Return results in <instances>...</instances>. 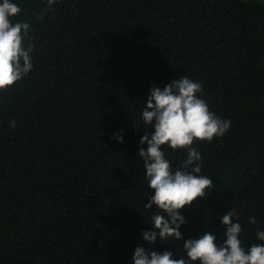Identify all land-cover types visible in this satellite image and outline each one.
<instances>
[{
    "label": "trees",
    "instance_id": "16d2710c",
    "mask_svg": "<svg viewBox=\"0 0 264 264\" xmlns=\"http://www.w3.org/2000/svg\"><path fill=\"white\" fill-rule=\"evenodd\" d=\"M13 2L35 50L32 71L0 92V264H134L137 246L186 256L183 240L143 239L156 206L144 207L153 193L138 151L154 128L136 123L153 84L185 75L232 123L193 144L214 187L181 210L180 231L220 242L234 209L242 245L264 243L263 2ZM162 150L174 170L187 155Z\"/></svg>",
    "mask_w": 264,
    "mask_h": 264
},
{
    "label": "clouds",
    "instance_id": "9594fccd",
    "mask_svg": "<svg viewBox=\"0 0 264 264\" xmlns=\"http://www.w3.org/2000/svg\"><path fill=\"white\" fill-rule=\"evenodd\" d=\"M55 2L47 0L49 7ZM21 12V7L13 0L0 2V92H7L33 69L31 53L35 44L29 38L32 29L27 22L13 20ZM202 96V83L186 75L163 87L153 84L142 115L136 121L154 128L150 138L145 133L140 139V144H147V149L141 147L138 151L148 187L153 193L147 196L144 207L152 209L156 206L150 221L154 230L143 231V239L150 245L156 243L157 237L161 242L183 240L186 256L175 259L171 251L161 253L137 246L132 257L134 264H264V243L247 248L242 245L239 237L244 229L237 222L239 215L234 209L221 217L225 231L220 242L210 230L198 239H184L180 231L186 223L181 210L204 198L214 187L213 179L202 174V157L193 144L196 141L211 142L223 136L232 123L210 111ZM11 126L15 127V121ZM114 136L117 142L123 143L120 133ZM163 146L186 151L180 168L173 169ZM249 223L257 224L256 218H250ZM257 240L264 241V231L259 228Z\"/></svg>",
    "mask_w": 264,
    "mask_h": 264
},
{
    "label": "rangeland",
    "instance_id": "374dc122",
    "mask_svg": "<svg viewBox=\"0 0 264 264\" xmlns=\"http://www.w3.org/2000/svg\"><path fill=\"white\" fill-rule=\"evenodd\" d=\"M257 1H259V2H261V3H262V2L264 3V0H257Z\"/></svg>",
    "mask_w": 264,
    "mask_h": 264
}]
</instances>
